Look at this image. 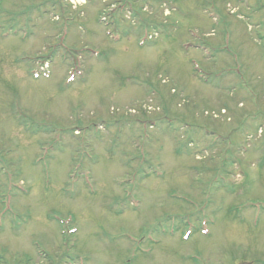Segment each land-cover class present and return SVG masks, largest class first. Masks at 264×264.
<instances>
[{
  "label": "rangeland",
  "instance_id": "1",
  "mask_svg": "<svg viewBox=\"0 0 264 264\" xmlns=\"http://www.w3.org/2000/svg\"><path fill=\"white\" fill-rule=\"evenodd\" d=\"M80 2L0 0V264H264V0Z\"/></svg>",
  "mask_w": 264,
  "mask_h": 264
},
{
  "label": "bare ground",
  "instance_id": "2",
  "mask_svg": "<svg viewBox=\"0 0 264 264\" xmlns=\"http://www.w3.org/2000/svg\"><path fill=\"white\" fill-rule=\"evenodd\" d=\"M81 3V2H80ZM83 3V2H82Z\"/></svg>",
  "mask_w": 264,
  "mask_h": 264
}]
</instances>
